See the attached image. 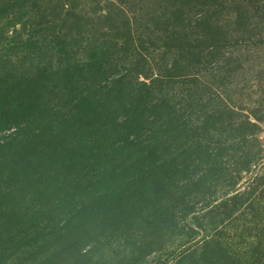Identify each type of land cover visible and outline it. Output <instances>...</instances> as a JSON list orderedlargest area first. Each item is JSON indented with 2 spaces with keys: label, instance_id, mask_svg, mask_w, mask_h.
<instances>
[{
  "label": "rangeland",
  "instance_id": "obj_1",
  "mask_svg": "<svg viewBox=\"0 0 264 264\" xmlns=\"http://www.w3.org/2000/svg\"><path fill=\"white\" fill-rule=\"evenodd\" d=\"M0 264H264V0H0Z\"/></svg>",
  "mask_w": 264,
  "mask_h": 264
}]
</instances>
